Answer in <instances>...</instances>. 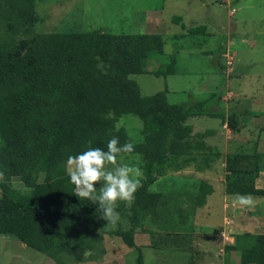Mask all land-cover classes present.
I'll use <instances>...</instances> for the list:
<instances>
[{
  "label": "trees",
  "instance_id": "1",
  "mask_svg": "<svg viewBox=\"0 0 264 264\" xmlns=\"http://www.w3.org/2000/svg\"><path fill=\"white\" fill-rule=\"evenodd\" d=\"M34 3L0 0V172L5 177L0 182V234L56 264L92 250L107 224L96 204L73 194L64 164L69 155L86 150L89 140L91 147L105 150L112 136L121 144L129 142L127 131L115 124L131 114L142 121V141L133 143L132 155L143 161V187L127 214L130 227L113 234L137 252V264H144L134 234L162 197L149 187L169 173L188 168L201 172L221 155L209 153L202 139L207 135L192 138L193 128L186 121L206 114L237 133L239 115L203 112V102L196 105L198 111L170 104L165 92L140 94L130 76L175 73L173 56L165 61L162 35L98 30L42 34L34 27ZM203 28L190 26L187 33L197 35ZM151 60L159 64L154 71L148 69ZM263 158L258 151L227 153L226 194L264 197V188L254 185L264 169ZM13 178H19L25 190L15 189ZM210 192L200 179L196 206H203ZM235 243L226 251H239L240 264H264V234L237 235Z\"/></svg>",
  "mask_w": 264,
  "mask_h": 264
},
{
  "label": "rangeland",
  "instance_id": "2",
  "mask_svg": "<svg viewBox=\"0 0 264 264\" xmlns=\"http://www.w3.org/2000/svg\"><path fill=\"white\" fill-rule=\"evenodd\" d=\"M34 4V27L42 34L98 30L112 34L162 35L165 61L168 56H173L175 73L130 76L137 82L140 94L151 96L165 92L170 104L193 107L198 111L196 105L203 102L201 109L206 113H240L241 130L234 135L226 123L221 124L220 119L206 114L189 118L186 123L193 128L192 138L197 134L207 135L202 139L212 136L211 145L218 148H223L227 139L229 151L242 147V152L258 151L264 156V0H35ZM197 25L204 26L201 33L188 35L187 29ZM158 66L155 60L148 63L151 71ZM115 126L116 129L124 128L132 143L142 141V121L137 116L124 115ZM234 142L241 144L233 149ZM118 161L141 168L143 165L137 154L119 156ZM193 175L195 171L190 168L169 173L149 187V191L162 197L139 221L134 234L144 264H191L197 258L195 254L182 252L190 251L192 239L178 233H188L194 223V196L200 180L195 182ZM197 177L204 178V175ZM11 183L15 189L25 190L19 178H13ZM254 185L264 188V169ZM222 186L215 187L208 196V214L201 208L200 215L207 218L203 221V229H210L217 222L221 224V219L226 216L220 194ZM96 187L99 188V184ZM252 197L255 206L251 210L242 211L238 205L236 211L231 206L228 208L229 213L233 210L234 218L248 220L244 223H250L247 228L250 233L233 229L228 233L230 236L264 234V197ZM116 210L121 216L116 228L110 229L106 225L105 233H101V240L92 250L80 252L79 257L76 254L69 256L72 261L65 264H137V252L113 234L119 228L127 230L130 227L129 207L118 202ZM170 227H177L178 231L167 232ZM208 241H211L210 251L204 256V264H208L206 260L212 255L217 256L213 251L215 244L211 238ZM231 241L229 238L223 241L225 247H220L219 259L222 260L227 252L224 249ZM233 244H236L235 240ZM232 252L235 254L233 259ZM234 262L240 264L237 250L224 257V264ZM0 264L56 263L17 239L0 234Z\"/></svg>",
  "mask_w": 264,
  "mask_h": 264
},
{
  "label": "clouds",
  "instance_id": "3",
  "mask_svg": "<svg viewBox=\"0 0 264 264\" xmlns=\"http://www.w3.org/2000/svg\"><path fill=\"white\" fill-rule=\"evenodd\" d=\"M86 150L69 155L64 164L70 183L74 185V195L80 199H87L98 206L101 218L110 229H115L121 220L116 210L118 202H124L131 207L135 201V193L143 187L144 171L135 164H122L118 157L130 155L135 146L132 142L120 143L118 136H112L106 144V150L100 147H91L92 141ZM5 179L0 172V182ZM99 184V188L96 185ZM234 203L242 211L251 210L255 200L251 194H236Z\"/></svg>",
  "mask_w": 264,
  "mask_h": 264
},
{
  "label": "crops",
  "instance_id": "4",
  "mask_svg": "<svg viewBox=\"0 0 264 264\" xmlns=\"http://www.w3.org/2000/svg\"><path fill=\"white\" fill-rule=\"evenodd\" d=\"M238 115H240V113H238ZM239 119L241 121V115L239 116ZM239 133H240V131L237 133H233V135L239 134ZM211 137H209V139L208 138L204 139V141L206 142V145L209 146V153H217L218 152L221 155L219 156L218 159H215V161H213L209 165V167H204V170L201 172L195 171V175H193L194 176L193 180H195V182L200 180V179L206 181V183L211 187V192L206 196L205 204L203 206H196V214L194 216L195 218H192L194 223L191 226L192 228H188V233L187 232L184 233L185 231L184 232H178V233L184 235V237L192 239L190 251L189 250L182 251V252H186V253L190 252L193 254V256L195 254V256L197 258L191 264H204V256L206 254H208L210 251L209 250V243L211 241H208L210 238L212 240V243L215 244L213 246L214 247L213 251L216 252L217 256L214 257V255H212L209 259L206 260V262L208 264H221V263L224 264V257H225V255H228V253L226 252L225 255L222 256V260L219 259L218 255L221 252L220 247L224 246L225 243L223 241L226 238L233 240V241L229 242V245H228V246H233L234 245L233 243H234V240L236 237L235 234L230 236L228 233L231 231L233 232V229H238V231L242 230L240 232H249L250 233V231L247 230L250 223H244L245 221L247 222L248 220H242L239 218H234L232 215L233 210L236 211V207H237V205L234 203V200L231 199L235 195H229L228 196V194H226V192H225V175H226V172L224 169L225 168V157H226L227 153L233 152L234 150L229 151L227 149V145H229L227 139L224 140L225 145L223 146V148H218L217 145L216 146L211 145V142H210ZM238 144H241V143H235L234 142L232 145V148L236 149L237 148L236 145H238ZM236 150L240 151V150H242V147L238 148ZM190 169H193V168H190ZM200 174L204 175V178L197 177V175H200ZM193 185H196V184L193 183ZM193 185H192V187H194V189H195V186H193ZM199 185H200V183H199ZM221 185H223L221 187V192H220V194L222 195V207L224 209V212L226 210V216H224L221 219L222 220L221 224H219L217 222L210 229H203L204 228L203 227V221L207 218H203L200 215L201 214L200 211H202L201 208H204L205 214H206L207 209H208V204L206 203L208 196L212 192L215 191V187H217V186L220 187ZM262 188H263V186H262ZM262 188H259V189H262ZM198 189H199V187L197 186L195 190L198 191ZM194 202H195V199H194ZM229 203H230V205H229ZM229 206L233 207V210L230 213L228 212ZM235 213L236 212H234V214ZM175 229H176V231H178L177 227H174V228L170 227L167 229V232H173ZM225 250H226V248L224 249V251ZM234 255L235 254H233V252H232V258L231 259H233ZM217 257H218V259H217ZM214 259H215V261H214Z\"/></svg>",
  "mask_w": 264,
  "mask_h": 264
}]
</instances>
